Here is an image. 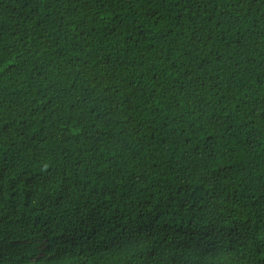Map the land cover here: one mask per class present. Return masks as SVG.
I'll return each instance as SVG.
<instances>
[{
	"label": "trees",
	"instance_id": "16d2710c",
	"mask_svg": "<svg viewBox=\"0 0 264 264\" xmlns=\"http://www.w3.org/2000/svg\"><path fill=\"white\" fill-rule=\"evenodd\" d=\"M0 264H264V0H0Z\"/></svg>",
	"mask_w": 264,
	"mask_h": 264
}]
</instances>
